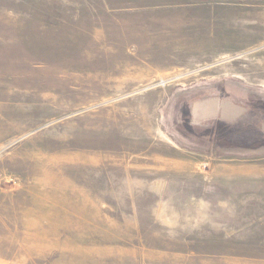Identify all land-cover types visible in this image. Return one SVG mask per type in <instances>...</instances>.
<instances>
[{
  "label": "rangeland",
  "instance_id": "obj_1",
  "mask_svg": "<svg viewBox=\"0 0 264 264\" xmlns=\"http://www.w3.org/2000/svg\"><path fill=\"white\" fill-rule=\"evenodd\" d=\"M216 86L264 103V0H0V264H264V147L177 123Z\"/></svg>",
  "mask_w": 264,
  "mask_h": 264
},
{
  "label": "flooded vegetation",
  "instance_id": "obj_2",
  "mask_svg": "<svg viewBox=\"0 0 264 264\" xmlns=\"http://www.w3.org/2000/svg\"><path fill=\"white\" fill-rule=\"evenodd\" d=\"M179 103L177 123L193 142L214 151L264 147V103L226 86L197 91Z\"/></svg>",
  "mask_w": 264,
  "mask_h": 264
},
{
  "label": "bare ground",
  "instance_id": "obj_3",
  "mask_svg": "<svg viewBox=\"0 0 264 264\" xmlns=\"http://www.w3.org/2000/svg\"><path fill=\"white\" fill-rule=\"evenodd\" d=\"M163 82V81H162ZM163 84V83H162Z\"/></svg>",
  "mask_w": 264,
  "mask_h": 264
}]
</instances>
